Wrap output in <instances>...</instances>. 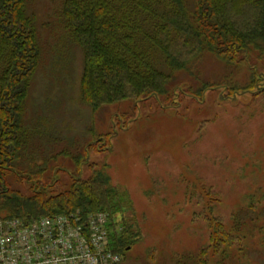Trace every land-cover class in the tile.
Masks as SVG:
<instances>
[{
    "label": "rangeland",
    "instance_id": "374dc122",
    "mask_svg": "<svg viewBox=\"0 0 264 264\" xmlns=\"http://www.w3.org/2000/svg\"><path fill=\"white\" fill-rule=\"evenodd\" d=\"M61 9L62 0H31L28 9L43 57L26 120L39 131L31 143L37 162L50 160L45 181L59 190L72 177L107 173L128 196L125 216L139 235L124 264H264V93L216 89L201 100H127L93 112L81 99L83 52L63 34ZM199 70L213 81L226 73L211 58ZM186 82L195 79L178 77ZM91 143L77 177L61 153L75 156ZM11 182L28 193L25 182Z\"/></svg>",
    "mask_w": 264,
    "mask_h": 264
},
{
    "label": "trees",
    "instance_id": "16d2710c",
    "mask_svg": "<svg viewBox=\"0 0 264 264\" xmlns=\"http://www.w3.org/2000/svg\"><path fill=\"white\" fill-rule=\"evenodd\" d=\"M30 7L31 0H0V220L108 213L120 223L111 242L124 264L139 239L125 216L128 196L110 185L103 170L78 177L97 144L75 156L61 153L79 170L66 189L56 190L53 178L45 181L50 160L37 162L31 143L39 131L26 117L43 46ZM58 16L63 34L83 52L81 99L93 112L127 100L164 103V97L173 103L183 94L201 100L216 89L254 96L264 91V0H62ZM210 58L227 74L214 81L201 77L199 65ZM182 74L195 82L178 83ZM12 179L25 182L28 193Z\"/></svg>",
    "mask_w": 264,
    "mask_h": 264
},
{
    "label": "built area",
    "instance_id": "2783aa9c",
    "mask_svg": "<svg viewBox=\"0 0 264 264\" xmlns=\"http://www.w3.org/2000/svg\"><path fill=\"white\" fill-rule=\"evenodd\" d=\"M120 231L105 212L0 220V264H120L111 242Z\"/></svg>",
    "mask_w": 264,
    "mask_h": 264
},
{
    "label": "flooded vegetation",
    "instance_id": "af4514ba",
    "mask_svg": "<svg viewBox=\"0 0 264 264\" xmlns=\"http://www.w3.org/2000/svg\"><path fill=\"white\" fill-rule=\"evenodd\" d=\"M260 89H261V90H263V89H264V87H261V86H260ZM263 93H264V91L262 92V94H263Z\"/></svg>",
    "mask_w": 264,
    "mask_h": 264
}]
</instances>
